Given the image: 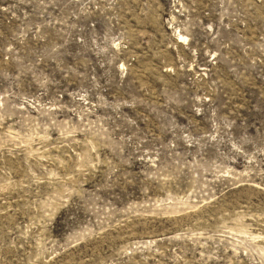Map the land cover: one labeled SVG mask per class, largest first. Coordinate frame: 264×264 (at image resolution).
Returning <instances> with one entry per match:
<instances>
[{
	"label": "rangeland",
	"instance_id": "obj_1",
	"mask_svg": "<svg viewBox=\"0 0 264 264\" xmlns=\"http://www.w3.org/2000/svg\"><path fill=\"white\" fill-rule=\"evenodd\" d=\"M0 264H264V0H0Z\"/></svg>",
	"mask_w": 264,
	"mask_h": 264
}]
</instances>
